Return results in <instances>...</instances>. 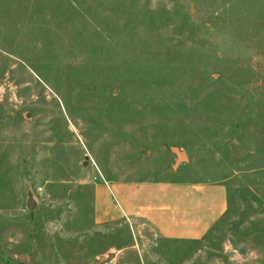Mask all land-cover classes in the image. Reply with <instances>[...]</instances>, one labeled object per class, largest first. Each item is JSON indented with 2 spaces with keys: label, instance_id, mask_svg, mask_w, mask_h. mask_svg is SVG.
Here are the masks:
<instances>
[{
  "label": "rangeland",
  "instance_id": "374dc122",
  "mask_svg": "<svg viewBox=\"0 0 264 264\" xmlns=\"http://www.w3.org/2000/svg\"><path fill=\"white\" fill-rule=\"evenodd\" d=\"M142 182L227 208L166 240ZM0 264H264V0H0Z\"/></svg>",
  "mask_w": 264,
  "mask_h": 264
},
{
  "label": "crops",
  "instance_id": "0c3cea01",
  "mask_svg": "<svg viewBox=\"0 0 264 264\" xmlns=\"http://www.w3.org/2000/svg\"><path fill=\"white\" fill-rule=\"evenodd\" d=\"M111 184L121 205L118 215L145 221L166 240L201 239L222 218L227 208L226 190L219 183ZM101 188L104 187L100 186L99 190ZM98 200L99 197L95 198V209L100 213L102 208Z\"/></svg>",
  "mask_w": 264,
  "mask_h": 264
},
{
  "label": "water",
  "instance_id": "95a60500",
  "mask_svg": "<svg viewBox=\"0 0 264 264\" xmlns=\"http://www.w3.org/2000/svg\"><path fill=\"white\" fill-rule=\"evenodd\" d=\"M184 159H185V157H184L183 153L177 154V161L178 162H181ZM84 166H85V164H84ZM36 207H37V203L34 200L32 193L30 191H27L26 209L28 211H33Z\"/></svg>",
  "mask_w": 264,
  "mask_h": 264
}]
</instances>
